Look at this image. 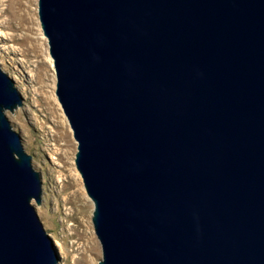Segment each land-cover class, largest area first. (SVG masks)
<instances>
[{
    "label": "water",
    "instance_id": "1",
    "mask_svg": "<svg viewBox=\"0 0 264 264\" xmlns=\"http://www.w3.org/2000/svg\"><path fill=\"white\" fill-rule=\"evenodd\" d=\"M98 264H264V0H39ZM0 63V264H59Z\"/></svg>",
    "mask_w": 264,
    "mask_h": 264
},
{
    "label": "rangeland",
    "instance_id": "2",
    "mask_svg": "<svg viewBox=\"0 0 264 264\" xmlns=\"http://www.w3.org/2000/svg\"><path fill=\"white\" fill-rule=\"evenodd\" d=\"M38 1L0 0V63L24 96L7 114L42 174V202L33 204L55 240L59 264H98L102 246L91 217L94 204L76 167L78 142L55 100L57 76Z\"/></svg>",
    "mask_w": 264,
    "mask_h": 264
},
{
    "label": "bare ground",
    "instance_id": "3",
    "mask_svg": "<svg viewBox=\"0 0 264 264\" xmlns=\"http://www.w3.org/2000/svg\"><path fill=\"white\" fill-rule=\"evenodd\" d=\"M28 7H29V4H28ZM32 10V12H33V10H35V8H31L30 7V11ZM36 10H37V7H36ZM0 11H2V8H0ZM2 24H3V21L1 22ZM0 23V24H1ZM43 37L45 38V35H44V33H43ZM55 74V73H54ZM55 100L58 102L59 100H58V97H57V95H56V93H55ZM60 104V103H59ZM60 106H61V104H60ZM61 108H62V106H61ZM64 111V110H63Z\"/></svg>",
    "mask_w": 264,
    "mask_h": 264
}]
</instances>
